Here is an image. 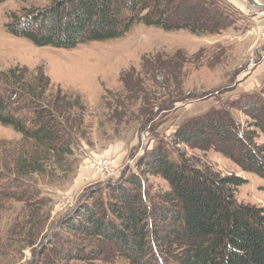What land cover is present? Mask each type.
Segmentation results:
<instances>
[{"label": "trees", "instance_id": "trees-1", "mask_svg": "<svg viewBox=\"0 0 264 264\" xmlns=\"http://www.w3.org/2000/svg\"><path fill=\"white\" fill-rule=\"evenodd\" d=\"M140 24L164 31L221 34L234 20L221 0H52L44 8L12 12L7 28L38 46L70 49L123 37ZM53 87L41 66L16 65L0 71V123L22 136L16 142L0 140V169L13 173L12 178L0 172L8 178L0 185V199L31 202L30 189L35 187H29V180L53 179L55 170L73 155L78 135H86L90 128L85 98ZM233 105L246 122L227 108L214 107L184 120L173 142L215 149L264 179V88ZM138 165L139 173L110 186L108 202L77 210L66 219L64 229L93 238L100 246H114L132 264H264V206L237 200L243 177L223 176L176 159L163 143ZM151 176H162L170 189L153 192ZM98 246L69 247L48 255L42 264L99 258L104 248Z\"/></svg>", "mask_w": 264, "mask_h": 264}, {"label": "rangeland", "instance_id": "rangeland-1", "mask_svg": "<svg viewBox=\"0 0 264 264\" xmlns=\"http://www.w3.org/2000/svg\"><path fill=\"white\" fill-rule=\"evenodd\" d=\"M228 4L234 24L221 34L164 31L137 25L126 35L107 41H90L70 49L38 46L7 28L12 12L47 7L52 0H7L0 3V71L16 65L43 67L54 89L81 94L90 106L86 135H78L67 164L56 169L53 179L34 176L29 180L32 200L0 199V264H42L48 255L80 245L95 244L103 256L72 258L60 264H132L112 245L65 230L64 222L84 206L109 201L112 184L139 173L140 158L159 143L173 157L184 158L221 175L245 179L236 190L241 203L264 206V179L244 171L215 149L202 150L175 145L173 136L186 119L214 107H233L247 93L264 88V42L250 0H221ZM264 3V0H258ZM21 134L0 123V140L16 142ZM116 160L118 179L87 186L83 183L89 156ZM13 178V173L0 169ZM0 174V185L8 180ZM153 192H166L169 183L151 176ZM146 203L151 206L150 200Z\"/></svg>", "mask_w": 264, "mask_h": 264}, {"label": "built area", "instance_id": "built-area-1", "mask_svg": "<svg viewBox=\"0 0 264 264\" xmlns=\"http://www.w3.org/2000/svg\"><path fill=\"white\" fill-rule=\"evenodd\" d=\"M253 16L258 23V35L264 42V9L253 7ZM86 172L82 178L83 183L87 186L101 184L102 181H114L118 179L119 169L121 167L116 160L110 156H89L86 160Z\"/></svg>", "mask_w": 264, "mask_h": 264}, {"label": "water", "instance_id": "water-1", "mask_svg": "<svg viewBox=\"0 0 264 264\" xmlns=\"http://www.w3.org/2000/svg\"><path fill=\"white\" fill-rule=\"evenodd\" d=\"M254 7L259 8V9H264V3L259 2L258 0H250Z\"/></svg>", "mask_w": 264, "mask_h": 264}]
</instances>
